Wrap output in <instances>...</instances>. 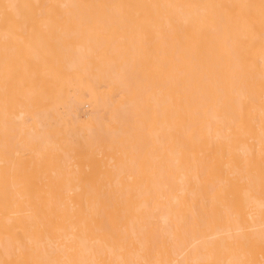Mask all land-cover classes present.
Masks as SVG:
<instances>
[{
	"label": "bare ground",
	"instance_id": "obj_1",
	"mask_svg": "<svg viewBox=\"0 0 264 264\" xmlns=\"http://www.w3.org/2000/svg\"><path fill=\"white\" fill-rule=\"evenodd\" d=\"M0 264H264V0H0Z\"/></svg>",
	"mask_w": 264,
	"mask_h": 264
}]
</instances>
